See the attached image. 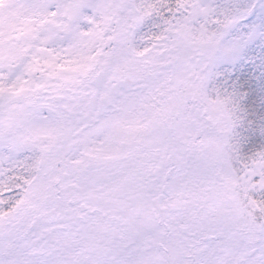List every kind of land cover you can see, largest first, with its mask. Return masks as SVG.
Masks as SVG:
<instances>
[{
  "label": "snow or ice",
  "instance_id": "6c2138e0",
  "mask_svg": "<svg viewBox=\"0 0 264 264\" xmlns=\"http://www.w3.org/2000/svg\"><path fill=\"white\" fill-rule=\"evenodd\" d=\"M0 264H264V0H0Z\"/></svg>",
  "mask_w": 264,
  "mask_h": 264
}]
</instances>
